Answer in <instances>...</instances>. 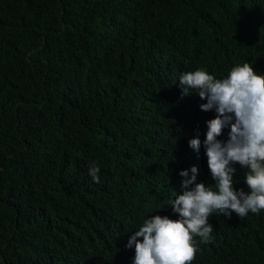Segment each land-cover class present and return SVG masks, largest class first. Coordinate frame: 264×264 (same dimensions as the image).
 Listing matches in <instances>:
<instances>
[{"label":"trees","instance_id":"obj_1","mask_svg":"<svg viewBox=\"0 0 264 264\" xmlns=\"http://www.w3.org/2000/svg\"><path fill=\"white\" fill-rule=\"evenodd\" d=\"M246 61L264 74V0H0V264H132L192 167L213 180L189 141L216 112L181 74ZM209 223L192 264H264V210Z\"/></svg>","mask_w":264,"mask_h":264},{"label":"clouds","instance_id":"obj_2","mask_svg":"<svg viewBox=\"0 0 264 264\" xmlns=\"http://www.w3.org/2000/svg\"><path fill=\"white\" fill-rule=\"evenodd\" d=\"M179 84L182 97L197 92L207 101L201 110L216 112L206 121L208 130L189 141L199 156L197 166L210 170L213 180L210 185L197 183L198 169L192 167L191 179L183 181L184 190L173 204L178 218L151 215L131 235L126 247L135 248L132 264H192L199 250L195 237L205 244L213 239L209 217L214 212L244 218L264 210V74L246 61L223 78L204 68L187 71ZM236 163L247 169L248 192L237 190ZM88 171L98 183L99 166L90 163ZM180 175L187 177L188 170Z\"/></svg>","mask_w":264,"mask_h":264}]
</instances>
